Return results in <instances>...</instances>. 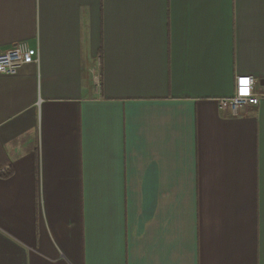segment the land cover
<instances>
[{
    "label": "crops",
    "instance_id": "crops-1",
    "mask_svg": "<svg viewBox=\"0 0 264 264\" xmlns=\"http://www.w3.org/2000/svg\"><path fill=\"white\" fill-rule=\"evenodd\" d=\"M0 264H264V0H0ZM10 172V174L6 175Z\"/></svg>",
    "mask_w": 264,
    "mask_h": 264
},
{
    "label": "built area",
    "instance_id": "built-area-1",
    "mask_svg": "<svg viewBox=\"0 0 264 264\" xmlns=\"http://www.w3.org/2000/svg\"><path fill=\"white\" fill-rule=\"evenodd\" d=\"M36 58L30 50L20 46L0 50V74L14 75L20 68ZM255 79L251 75H239L236 78L235 95L221 100L222 106L229 105L235 111L239 106L257 105L264 91H255Z\"/></svg>",
    "mask_w": 264,
    "mask_h": 264
},
{
    "label": "trees",
    "instance_id": "trees-1",
    "mask_svg": "<svg viewBox=\"0 0 264 264\" xmlns=\"http://www.w3.org/2000/svg\"><path fill=\"white\" fill-rule=\"evenodd\" d=\"M10 174V172L8 171V173L6 175Z\"/></svg>",
    "mask_w": 264,
    "mask_h": 264
},
{
    "label": "water",
    "instance_id": "water-1",
    "mask_svg": "<svg viewBox=\"0 0 264 264\" xmlns=\"http://www.w3.org/2000/svg\"><path fill=\"white\" fill-rule=\"evenodd\" d=\"M263 84H264V81H263Z\"/></svg>",
    "mask_w": 264,
    "mask_h": 264
}]
</instances>
